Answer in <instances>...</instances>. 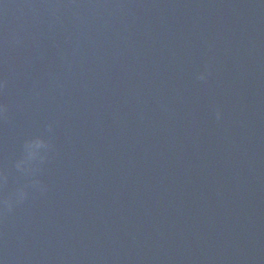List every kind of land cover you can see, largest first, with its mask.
Instances as JSON below:
<instances>
[{
  "label": "water",
  "instance_id": "1",
  "mask_svg": "<svg viewBox=\"0 0 264 264\" xmlns=\"http://www.w3.org/2000/svg\"><path fill=\"white\" fill-rule=\"evenodd\" d=\"M45 144L46 264H264V0H52Z\"/></svg>",
  "mask_w": 264,
  "mask_h": 264
},
{
  "label": "clouds",
  "instance_id": "2",
  "mask_svg": "<svg viewBox=\"0 0 264 264\" xmlns=\"http://www.w3.org/2000/svg\"><path fill=\"white\" fill-rule=\"evenodd\" d=\"M200 79H204V76L201 75ZM46 148L47 145L39 139L26 143L24 146L25 157L22 160L18 161L15 167L19 170H24L26 165H29L32 161L40 158L41 151L45 150ZM24 196L25 193L23 191H20L18 193L19 199H23Z\"/></svg>",
  "mask_w": 264,
  "mask_h": 264
}]
</instances>
